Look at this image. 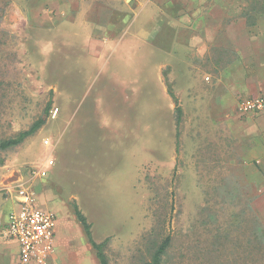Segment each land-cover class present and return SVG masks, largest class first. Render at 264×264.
<instances>
[{
    "label": "rangeland",
    "instance_id": "obj_1",
    "mask_svg": "<svg viewBox=\"0 0 264 264\" xmlns=\"http://www.w3.org/2000/svg\"><path fill=\"white\" fill-rule=\"evenodd\" d=\"M68 1L59 14L50 0H0V142L30 128L51 105L33 135L0 148V194L13 174L20 177L51 153L55 165L35 181V203L56 216L53 255L61 263L100 264L77 204L93 239H108L109 264H146L168 236L163 264H240L244 258L251 264V245L243 241L257 219L264 225V130L245 135L244 121L252 124L246 116L241 127L217 129L203 115L185 114L169 90L200 89L198 69L190 82L182 73L171 81L172 67L165 66L162 82L159 64L166 57L152 44L138 47L135 26L125 37L95 35L97 3ZM223 3L227 9L236 4ZM240 4L243 13H255L251 23H264V0ZM44 8L55 14V27L34 25ZM204 69V77L215 76L214 66ZM2 224L0 248L10 254L2 260L0 249V264H20L16 240H1Z\"/></svg>",
    "mask_w": 264,
    "mask_h": 264
},
{
    "label": "crops",
    "instance_id": "obj_2",
    "mask_svg": "<svg viewBox=\"0 0 264 264\" xmlns=\"http://www.w3.org/2000/svg\"><path fill=\"white\" fill-rule=\"evenodd\" d=\"M50 1L51 6L54 2L53 6L59 14L65 12L62 7L70 5L68 0ZM94 1L97 3L95 12L100 24L99 29L95 28L93 33L95 35L120 33L125 37L135 26L131 33L135 35L138 47L152 44L155 50L163 51L166 57L159 64L162 82H164L163 67L165 66L172 67L171 81H180L182 73L184 75L182 78H186V81L189 79L190 82L193 67L195 71L199 70L200 74H195L194 77H197L202 87L195 90L190 86L186 95L172 91L178 98L175 107L182 106L185 114H195L196 118L203 115L204 119L218 124L217 129L221 126L224 128V124L231 129L234 126L241 127L242 116H246L252 120V124L244 121L245 135L264 130V111L242 113L239 109V102L242 99L264 96V23H251L250 16L255 13L249 11L243 13L240 0H235L233 9L224 7L223 0ZM79 13L77 10L75 18ZM54 15L51 16L44 8V14L34 15L33 23L40 28L44 26L53 28L56 26ZM85 17L87 19V15ZM123 18H129V21L120 22ZM119 23L124 27L118 28L120 32H117ZM208 65L214 66L215 76L211 77L206 72L209 79L205 80L207 76L204 77L206 71L204 67ZM222 66L228 67L227 71L230 75L221 71ZM12 177L14 180L19 176L13 174ZM2 183L3 180L0 185ZM5 187L0 194V220L3 219L0 221L3 222L2 241H6L3 236L6 213L14 206L11 191L5 190ZM6 201L11 204L7 208ZM0 249L2 260H6L10 252L8 254V250ZM52 255L45 264H63Z\"/></svg>",
    "mask_w": 264,
    "mask_h": 264
},
{
    "label": "built area",
    "instance_id": "obj_3",
    "mask_svg": "<svg viewBox=\"0 0 264 264\" xmlns=\"http://www.w3.org/2000/svg\"><path fill=\"white\" fill-rule=\"evenodd\" d=\"M239 109L242 113L264 111V96L242 99L239 102ZM58 110L56 108L54 111V117ZM44 144L50 146V139L45 138ZM39 164L38 167H30L29 170L24 171L20 177H16L5 187V190L11 191L14 206L8 212L3 236L7 240H16L20 264L31 262L45 264L54 252L56 216L52 211L41 208L35 203L37 191L34 183L49 176L50 169L55 165V158L50 153Z\"/></svg>",
    "mask_w": 264,
    "mask_h": 264
},
{
    "label": "trees",
    "instance_id": "obj_4",
    "mask_svg": "<svg viewBox=\"0 0 264 264\" xmlns=\"http://www.w3.org/2000/svg\"><path fill=\"white\" fill-rule=\"evenodd\" d=\"M169 92L173 95L174 98L175 94L172 92V90H169ZM51 105H48L46 107V110L44 114L37 119L30 128L23 130L19 132L16 136L4 139L0 142V148L1 149H8L10 147L18 146L20 145L26 138L33 135L39 128H41L47 121L48 113ZM179 110V119L178 122H181V114L182 109L178 107ZM179 137V132H178ZM179 143V140H178ZM74 212L80 222L82 223L85 233L87 235L88 241L92 245L93 249L96 251V256L100 262V264H109L108 258L105 254V247L107 244L108 239L97 242L93 239L92 231H91V224L87 221L86 216L81 212L77 204L74 205ZM238 243L239 248H244L241 244L240 240L236 241ZM247 246L251 245L252 256L250 257V263L251 264H264V225L257 219L255 222V228L252 229L251 237L248 241H243ZM171 244V237H166L162 243L158 246L155 253L153 254L152 260L146 264H163L164 256L167 253V250ZM243 258V257H242ZM246 259L244 258L242 261L239 260L240 264H246Z\"/></svg>",
    "mask_w": 264,
    "mask_h": 264
}]
</instances>
